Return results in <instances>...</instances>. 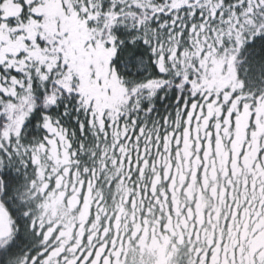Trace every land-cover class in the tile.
Instances as JSON below:
<instances>
[{
  "label": "snow or ice",
  "instance_id": "snow-or-ice-1",
  "mask_svg": "<svg viewBox=\"0 0 264 264\" xmlns=\"http://www.w3.org/2000/svg\"><path fill=\"white\" fill-rule=\"evenodd\" d=\"M0 264H264V0H0Z\"/></svg>",
  "mask_w": 264,
  "mask_h": 264
}]
</instances>
